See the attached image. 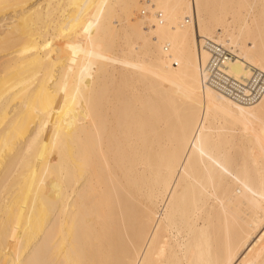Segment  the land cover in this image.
<instances>
[{"label": "bare ground", "instance_id": "bare-ground-1", "mask_svg": "<svg viewBox=\"0 0 264 264\" xmlns=\"http://www.w3.org/2000/svg\"><path fill=\"white\" fill-rule=\"evenodd\" d=\"M4 2L21 7L0 9V262L264 264V68L234 39L258 35L261 0H200L251 7L209 9L228 26L201 50L196 23L179 69L164 40L146 53L148 22L108 38L113 14L184 0Z\"/></svg>", "mask_w": 264, "mask_h": 264}, {"label": "snow or ice", "instance_id": "snow-or-ice-1", "mask_svg": "<svg viewBox=\"0 0 264 264\" xmlns=\"http://www.w3.org/2000/svg\"><path fill=\"white\" fill-rule=\"evenodd\" d=\"M21 5H12L5 3L4 0H0V9L8 11L11 8H18ZM52 6L49 5V8ZM70 7H76V5H70ZM82 7V6H81ZM113 7H133L129 6H113ZM138 7V6H137ZM251 7L249 5H209L201 3L200 0H196L193 5L192 0H184L181 3L169 4V3H157L155 5H145L143 8V16L137 20H134L131 15L127 18L123 14L119 15L120 23H116V14H113L110 21L111 35L108 38L112 44H115L121 37V31L123 29L124 38L135 37L138 31H142L145 22L149 23V32L152 36L151 40L146 43V53L152 55L155 53L160 45L161 40L165 41V44H171L174 48V52L177 53L175 58V67L180 68L181 63H185L191 66L192 63V52L196 45L195 36V24L199 25V43L201 50L203 49L205 40H212L214 36L222 35V28H227L225 21L227 19L224 13L219 15H210L209 9H235ZM261 12H260V27L257 35V30L254 27H250L247 30L241 29L238 36H235L236 47L239 49V54L242 55L249 63H252L257 54L259 56V66L264 68V0H261ZM33 13L36 12L34 8ZM152 12V16L149 20L148 12ZM189 17L193 20L190 22ZM154 26V27H153ZM88 31V29H85ZM89 42H92L91 36H89ZM219 42V41H217ZM47 47V45H45ZM161 51H167V48H161ZM173 56L169 55L168 61H172ZM75 62L74 60L72 61ZM114 63L116 61H113ZM167 67V62H165ZM84 180V174L81 173L76 179V185L78 186ZM71 194L68 196L69 199L73 197H79L84 199L88 196V191L85 188L78 192L77 187H73L70 183ZM20 227L19 219L11 227V233L5 231L4 241L8 245L9 242L12 244H19L20 239L18 237V229ZM241 243H244L242 241ZM258 243L264 246V235L260 236ZM255 247V245H253ZM17 259L12 261V264H22L19 260V247H17ZM249 253L252 252V248H248ZM264 251V247H262ZM210 255V252H209ZM231 250L228 252V258L226 260H212V259H201L199 264H232ZM0 264H7V261L0 262ZM28 264H35V262L29 261ZM46 264H54V262H46ZM66 264H125L123 261L116 260H100V261H79L72 262L68 261ZM147 264V262H146ZM240 264H254L253 261L245 259Z\"/></svg>", "mask_w": 264, "mask_h": 264}, {"label": "built area", "instance_id": "built-area-1", "mask_svg": "<svg viewBox=\"0 0 264 264\" xmlns=\"http://www.w3.org/2000/svg\"><path fill=\"white\" fill-rule=\"evenodd\" d=\"M209 48L212 52V57L210 59L209 65H210L211 69H213L214 62L219 61L223 57L222 56L223 53H220L218 49L214 50L210 44H209ZM211 71L214 73V70H211Z\"/></svg>", "mask_w": 264, "mask_h": 264}]
</instances>
